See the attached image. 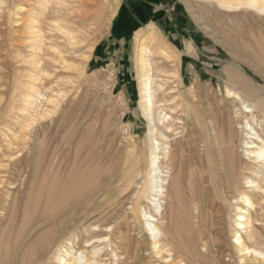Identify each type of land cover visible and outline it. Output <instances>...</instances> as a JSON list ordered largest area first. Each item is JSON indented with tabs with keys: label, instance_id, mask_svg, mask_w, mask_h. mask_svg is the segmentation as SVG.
<instances>
[{
	"label": "rangeland",
	"instance_id": "374dc122",
	"mask_svg": "<svg viewBox=\"0 0 264 264\" xmlns=\"http://www.w3.org/2000/svg\"><path fill=\"white\" fill-rule=\"evenodd\" d=\"M3 1L4 3H0V23L5 21L6 25L5 24L0 25V94H1L0 95V98H1L0 100V103H1L0 104V109H1L0 111V158L1 159L0 160L3 161V162L0 161V174L2 175V176L0 175V181H1L0 182L1 183L0 184V207H1L0 208V229H1L0 248L3 249V250L1 249V252H0V257H1L0 264H12L11 261H9L8 259L9 255L10 253L11 254L13 253V251L17 247L16 245H18V241L20 240L22 236H24V233H26L25 230H27V228L31 226V223L34 222V219H35L34 216L37 217L39 214H42L44 217H46L51 214H55L58 210L57 206H58V203H60V200L62 199L63 185L66 182V177L63 176L62 172L59 171L58 167L48 168L47 162L49 161L48 157H50L51 154L53 153L60 154L61 152L60 149H61V144H62V141L60 140H63L65 138L73 140L74 146L77 148L78 157L81 156L80 158L81 160L79 159L80 161L79 164L82 165V170L75 171L73 173V177L76 178V175H77L78 177H80L79 179H81V191L94 190V188L97 189L100 186L104 185L106 181L109 182L110 181L109 176L114 175V173H116L122 167L123 160L125 159V154H126L125 145L131 144V142H137L140 145V144H144L147 141V138H148L147 136L149 132V124H148L147 119L141 112L135 111L138 108V101H139L138 100L139 99V81H138V76L136 74V70L134 67V50L136 49L135 46L137 44L136 45L133 44L132 48L131 49L129 48L130 54H128L127 56L128 59L126 60V62L124 61L123 66L120 67L118 72H117L116 67L113 64H110V65L108 64L110 63V60L108 59L109 58L108 54H106L103 57V58H106V60H103L100 62L95 61L93 57L95 52H97L99 46H101L100 42L105 36V33L110 28L111 23L109 25V28L106 26L108 22V17L110 16V8L114 6L116 1H119V7H118V10H119L122 0H87V1L86 0L85 1L84 0L83 1L82 0H66L70 4L73 10V13L70 15L71 27L79 31L78 34L80 38L82 39V42L80 43V47H79L80 49L79 53L81 52V53L89 54L90 57L86 63L85 73L83 77H81V79L80 77H77V75L74 72L60 70L56 74H54L52 78L42 77L44 78L43 79L44 81L39 80L40 78L37 80L39 86L46 85V88H48V92H47L48 94L52 95V93L55 94L57 92L55 96L58 97V105H59L58 108L59 109H57V111L51 117L46 118L47 119L46 121L48 123L45 120L42 121L43 124L41 126H43V129L40 126H38L37 129H33L32 131L28 130V132L30 131L31 133L36 131L35 134L36 136L38 135L37 136L38 137L37 138V142H38L37 148L34 147V144L30 142V141L33 142V139L30 140L31 138H26L23 140L21 135L22 133L27 132V130H25L23 128V125H21V123L23 122L22 120L24 119V113L18 110V108L24 106L23 101H24L25 88L22 87V84H24V82L25 83L29 82V79L28 80L25 79L26 77L20 78V73L17 72V69L20 68L22 73H25V71L27 70L26 68H28V66L23 63L22 64L18 63L17 58H15L16 53L14 52H17V53L20 52L22 55L25 56V55H28L29 53H30L29 55H31L32 49L28 47V44H25V43H28L27 42L28 41L27 40L28 38L27 29H25L23 25H16V23L15 24L12 23L13 22L12 20L17 19L18 16H15L16 12L19 13V16L22 15L23 13L24 16L22 15V17L26 18L27 9L31 8L32 5L36 6L38 0H3ZM181 2L184 5L185 9L187 10L191 21H193V23L195 24V26L201 33H202V30L200 27L204 28L205 30L206 28L209 27L208 32L211 38L207 37L206 35H203L205 36L204 38L208 41V44H204V46H206L204 48V52L205 54L207 52L206 56H208V58L204 57L205 63H203V65L201 64L199 65L200 67L199 70L193 71V75L191 79L188 78L187 75H184L183 77L181 69H180L181 77L175 76L173 72L177 70L178 67L176 65V60L174 58L164 59V58H161L160 56H154L153 73L155 76H157V78L160 77V81L164 83V88H162L161 91L158 92L159 97H160L159 105L163 106V108L167 111V113L172 116V118L170 119L171 123L173 124L172 130L166 132L167 136L169 137L167 140V144H169L170 146L172 145L171 151L173 154H175V160H176V165H175L176 168L168 174L169 183L167 185L169 187L167 186L168 187L167 192L169 193V195L165 197L164 202H163V206L165 207V215L168 218L166 220L163 219L162 221L164 220L165 222L168 221V219H170L169 216H172L173 214L174 218L177 220V223H178L177 230L179 232L180 230L181 232L183 230V234L182 235L180 234L181 238L178 237L177 240L181 241L182 243H187L188 245L194 246L196 248L195 250L198 252V253H195L194 255H196L198 258L200 259L203 258L202 260L204 261H206L207 259L208 262L207 261L206 262L209 264H238V255L231 244L233 230L231 229V231H229L228 229H226L228 227L225 226L224 228L220 226L222 221H220L221 218L218 217L217 215L218 206L207 203L206 206L204 207V216L206 218L205 219L206 224L203 228L204 237L200 240L197 238L198 234L194 236V240H193V237L192 238L190 237L191 236L190 232L192 229H194V223L192 222V218H191L192 212L194 211L192 206L194 205L191 202V198L189 196L191 194L192 183L193 185L196 184L195 178L192 174L193 171L191 169L192 167H191L190 162L192 160V157L194 156L195 150L202 152V150H199V149H202L201 141H202V135H203L202 133H204V131H203V128H199V125H200L199 122L201 124L203 123L208 124L210 122V120H208L209 115L213 119L215 116L214 121L215 122L218 121L217 124H219L220 129H223L225 137H227V135L229 134L230 128L234 127L235 124L236 125L234 128H236V130L238 131L237 135L238 137H241L240 131H239L240 125L238 124L240 120L239 118L234 117L235 112L232 107L233 103L231 102L230 98H227L228 95L226 94V90H225L226 86L232 87V85L228 81L227 76H225L226 74L223 72V68L229 67L235 73L243 72V74L246 75L248 78L254 79L257 85L261 86L262 88L264 87V83H263L264 79L262 78L264 77V60H263L264 59V14H259L255 11H252L250 15V13H248L247 11L245 12V10L241 9L240 11L238 10V11L231 12V13H225L227 15L230 14L229 15L230 21L229 20L227 21L225 20V17L223 16V14H221L220 11H217L218 9L214 7V5L211 4L207 0H181ZM93 3H95L96 5H94ZM16 5H22V6L24 5V9L22 11H17L15 8ZM213 8L215 9V11L213 10ZM49 12H47L48 15L45 14L43 17H41V22H40L41 28H44L46 35L48 37L47 39H45L46 44H51L50 41L53 42L51 39L54 36V33L52 32L49 33V27H50L49 24L52 23V20L54 18L58 17V15L53 14L51 11ZM191 16H193L194 19ZM233 18L235 19L234 21H233ZM21 28L23 30H21ZM143 35H140L138 38H141ZM215 39L217 40L219 39V40L216 41ZM222 40L224 41V43ZM146 41H149V40H146ZM156 41L159 44H163V40L159 37V33H158V37L156 38ZM92 46H93V50L91 49ZM208 49L209 50L211 49V50L209 51ZM243 50L245 52H243ZM8 51H10L11 54L10 52L8 53ZM45 51L49 52L47 47H45ZM106 51H110V49H107ZM120 52L121 51L118 50L114 57L117 58L120 55ZM247 52L250 54H248ZM245 55L248 56L249 58L244 57ZM219 56H223L222 61L218 60ZM259 63L260 65H258ZM256 65L258 68L256 67ZM240 66L242 67L244 66V67L241 69ZM126 68L128 69V72H129L128 78H125L126 80L123 79L124 80L123 82H118L117 77L124 76L122 72H125ZM258 69H259V74H258ZM261 69L263 72H261ZM248 74H250L252 78L249 77ZM16 75L19 77V81L18 80L17 82L15 81L14 85H16V83H19L20 87L17 89L15 94H12L11 89L9 90V88H11V83H13V77L15 76L17 79ZM67 79H69L70 82L65 84ZM50 81H53V83L50 84L49 83ZM124 82L127 83L128 87L123 84ZM56 83H60V84H56ZM3 85L8 86V89L4 90ZM57 85H60V86H57ZM191 85L195 86L196 92L194 94L190 93V91L188 90V87ZM51 86L52 88H49ZM50 90L52 91L50 92ZM178 92H181L183 96H177ZM64 95H65V98H64ZM193 95H195V97H193ZM199 96L201 99L199 98ZM183 97L185 99L184 101L182 99ZM187 101L188 102L190 101V103L187 104ZM228 102L230 105H228ZM10 104L13 107H11ZM69 105L72 107L69 108ZM204 108L207 109L206 112ZM68 110L69 111L72 110L73 112L71 113L74 116L71 113H70L71 115H68L69 114ZM65 111L67 112V116H70L72 118L70 117L67 118L66 116V118L63 119L62 115L64 114ZM219 112L220 113L222 112L221 115L219 114ZM74 113L77 114V116L79 115V117H77ZM194 113L198 115V118L195 117ZM83 115L86 117V119L85 117H83ZM191 116L192 117L194 116L193 118L194 120L192 119ZM220 116L222 119H220ZM17 117L20 118L21 120L18 119ZM56 120H57V124L55 122ZM75 120L76 121L80 120L79 121L80 123L77 126L78 128L76 129L74 128ZM221 120H223L222 122L224 124L223 123L221 124ZM69 124L71 127L69 126ZM222 125L224 127H222ZM48 126L51 128H49ZM18 127L20 130L18 129ZM71 128H73V130ZM68 129H71L70 130L71 133H69L70 131ZM192 130H193V133H192ZM75 134H76V137H75ZM13 135L15 136L14 139H13ZM17 135H19V137ZM47 136L49 139L47 138L48 139L47 140L46 138H42V139H46L45 141L44 140L42 141L41 137H47ZM192 136H195V137H192ZM193 139L195 140V143H193L192 141ZM21 140H23L22 143H21ZM53 140H55V143H53L54 142ZM84 141H86L85 145H84ZM179 143L181 145H179ZM80 146H83V147H80ZM197 146H199V148ZM236 146H237V151L239 149V154L237 152L236 157L240 158L241 156L242 159L247 160L243 156L242 147H241L242 143H241V140H239V138H237L236 140ZM45 147L47 148V150ZM31 149L34 151H32ZM80 149L82 150V152ZM41 153L44 155H41ZM93 153H95V155H93ZM88 154L90 158L87 157ZM135 154H136V151H132L130 154V157H133ZM91 155L95 156L96 158L93 156L91 157ZM34 157L35 158L38 157V158L35 159ZM92 158L94 160H92ZM98 158H101V159H98ZM43 159H44V162H43ZM120 160L122 161V163L120 162ZM36 161L37 163L38 162L41 163V166H40L41 168L38 171L39 174L35 173V175H33L34 174L33 172H35L34 170H36L35 168ZM181 161H182V167H180ZM25 162H28V163H25ZM93 162L97 164H94ZM162 162H163V167L165 168V166H167L168 160L163 158ZM186 162H188V164ZM89 165L91 166V168H89L90 167ZM178 166L179 168H177ZM28 167H29V170L27 169ZM45 168L46 170H44ZM113 169H115V171ZM89 174H93V175H89ZM179 175L184 176V177L183 176L180 177V181L178 180ZM12 178H14L15 180ZM117 184L118 182L113 183L109 187H105L103 191L101 190L99 192L101 196L98 194L97 198L93 202L94 206H96L95 209L97 210H94V212L90 214L84 226L80 227L76 235L70 236V238L72 239V240L70 239L71 244L68 243L67 246L69 247L73 245L74 249H77V250L85 249V248L90 250L94 246L101 248L102 250L99 252L97 256V261L94 262L93 264H118L119 262H120L119 264L121 263L122 264H133V259H134L133 257L135 255L134 251L136 249V246H138V248L140 249L138 251V254L141 255L138 260L140 264H152V263L160 264L161 262L157 260V257L154 255V253L152 252V249L150 248V244H149L150 240L147 236L146 231L140 227L141 224H143L144 219L141 218L139 220L140 223H138L135 221L131 211L125 210L127 207H129L126 202H127V198L130 196L131 189L129 188L128 190L122 191L121 189H118L116 187ZM197 185H199V183ZM177 192L179 193V200H176ZM51 196L53 197L51 198ZM169 200H171L172 203L171 201L169 202ZM144 202L145 203L143 206L149 211L150 210L149 209L150 205L148 204L149 202L146 200ZM39 203L41 207L39 206ZM25 205L27 206V209L25 208ZM50 205L51 207H53V209L50 207ZM123 205H125L124 206L125 209L123 210L126 213L124 212L122 214L123 216L118 218V220L117 218L111 219L112 214H114L115 212L117 211L122 212ZM212 205L214 206V208ZM48 207H49V210H48ZM171 207L173 208L171 209ZM44 208L47 209V210L45 209L46 212L44 211ZM210 208H212L213 210H211ZM179 211L181 214L179 213ZM18 213L20 214V217L18 216L19 215ZM1 215H4L5 217L1 218ZM214 215H217V216L214 217ZM180 217H181V220H184V221L185 219H187L188 221V222L186 221L187 224L184 223V221H179ZM214 220L215 221L217 220V221L215 222ZM2 222H4V224H2ZM56 222L49 224L47 228L45 227L43 231L42 230L40 231L43 233L38 232L33 235V237L24 245V247L20 251L16 264H23L26 262H27L26 264H58L57 259L55 258L61 252L58 250L59 248H56V247L52 248L48 254H44V255L42 254V256L40 257H42V259L44 258L43 260L40 257L39 259H37L38 261L36 260L35 262L30 260V255L32 254V248H35L34 245L41 243V241L43 243L46 242V246L48 245L47 243L49 242L47 241H50L51 239V237L49 238L50 235L47 236L48 231L52 227L53 228L57 227L59 222L58 221ZM181 222H183L185 225ZM104 224H110L112 226L111 229L107 230ZM21 225H23V227ZM183 225L184 227L183 229H181ZM174 226H176V224ZM217 226L219 228H217ZM185 227H187V230ZM21 231H23L24 233ZM9 234L11 238L8 237ZM121 235L131 236L132 241H131L130 250H127L126 248V246H128L127 244H125L126 246L124 247L122 246L120 239H119V236ZM34 238H36L37 241L34 240ZM228 240H229V243H228ZM224 241L226 244L224 243ZM226 245L228 247H226ZM197 248L198 249L200 248V250H198ZM207 249H209V251L213 253L207 252ZM216 251L218 252L216 253ZM51 252L54 254V256ZM115 252L118 254V256L115 255ZM50 253L52 256L50 255ZM205 253H206V256L205 257L202 256ZM47 255L48 257L46 258ZM121 256L124 258H122ZM50 257H52V259ZM188 259L189 261L192 260L191 256Z\"/></svg>",
	"mask_w": 264,
	"mask_h": 264
},
{
	"label": "bare ground",
	"instance_id": "6f19581e",
	"mask_svg": "<svg viewBox=\"0 0 264 264\" xmlns=\"http://www.w3.org/2000/svg\"><path fill=\"white\" fill-rule=\"evenodd\" d=\"M207 1H209L211 4H213L214 7H216L218 9L217 11H220V13L223 14V16L225 17V20H227V21L229 20L230 14L227 15L225 13H231V12H235L238 10L240 11L241 9L245 10V12L247 11L248 13H250V15H251L252 11H255L259 14H264V0H207ZM0 3H4V1L0 0ZM91 4H92V2H91ZM93 4L96 5L95 3H93ZM118 7H119V1H116L114 6L110 8V16L108 17V22L106 25L108 28H109V25L111 23L112 18L117 13ZM15 8L17 11H22L24 9V5L23 6L22 5H16ZM213 10L215 11L214 8H213ZM49 11H51L55 15H58V17L54 18L52 20V23L49 24V26H50L49 27V33L50 32L54 33V36L51 39L53 42L50 41L51 44H46L45 39H47L48 37L46 35L44 28H41L40 22H41V17H43ZM72 13H73V10H72L70 4L66 0H38L36 6L32 5L31 8L27 9V13H26L27 17L26 18L22 17L23 13H22V15L19 16V13L16 12L15 16H18V17H17V19L12 20L13 21L12 23H14V24L16 23V25H23L24 28L27 29V33H28V38H27L28 41L27 42L28 43H25V44H28V47H30L32 49L31 55H29L30 53L28 54L30 57L28 55L24 56L20 52L19 53L14 52V53H16L15 58H17L18 63H20V64L23 63V64L27 65L29 68V69L26 68L27 73H26V71H25V73H22V71L19 67H18L19 69H17V72L20 73V78L26 77L25 79H27V80L29 79V82H27V83L24 82V84H22V87L25 88L24 101H23L24 106L18 108V110H20L21 112L24 113V119L22 120L23 122L21 123V125H23V128L25 130H27V132H28V130L32 131L33 129H37L38 126H40L43 129V126H41L43 124L42 121H44V120L46 121L47 120L46 118L51 117L57 111V109H59L58 108L59 107L58 97L55 96L57 92L55 94L52 93V95L48 94L47 93L48 88H46V85L39 86L37 80L39 78H40L39 80H43L44 78H52L53 75L56 74L60 70L68 71V72H70V71L74 72L77 75V77H80V79H81V77H83V75L85 73L86 63L89 60L90 55L86 54V53H81V52L79 53V51H80L79 47H80V43L82 42V39L80 38V36L78 34L79 31L77 29H74L71 27L70 15ZM191 17H193V16H191ZM5 19H6V17H5ZM193 19H194V17H193ZM234 20L235 19L233 18V21ZM4 24L6 25L5 21L0 23V25H4ZM200 28L202 30L203 35L210 37L209 32H208L209 27L206 28V30L202 27H200ZM17 30H19V29H17ZM21 30H23V29L21 28ZM210 33H211V31H210ZM139 36L140 35L138 33L137 38L135 40V43L137 45L135 44L136 49L134 50V67H135L136 74L138 76V81H139V99H138L139 101H138V108L135 111L141 112L148 121L149 132H148V136H147L148 137L147 141L144 144H140V145L137 142H131V144L125 145L126 154H125V159L123 160L122 167L121 168L119 167L120 169L119 170L117 169L118 171L116 173H114V175L109 176L110 181L109 182L106 181L104 185H102L100 187L98 186L99 188H97V189L94 188V190L81 191V179H79L80 177H78L76 175L77 173L75 174L76 178L73 177V173L75 171L82 170V165L79 164V162H80L79 159L81 158V156L78 157L77 148L74 146L73 140L68 139V138L60 140V141H62L60 154L53 153V154H51L50 157H48L49 155L47 156L49 158V161L47 162L48 168L49 167L50 168L58 167L59 171H61L63 176L66 177V182L63 185L62 199L61 200L58 199V200H60V203H58V206H57L58 210H57V212L55 210V212H56L55 214H51V215L46 216V217H44L42 214H39L37 217L34 216V218H35L34 222L31 223V226H29L27 228V230H25L26 233L21 231L24 233V236H22L20 238V240L18 241V245H16L17 247L15 248V250L13 251L12 254L10 253L9 258H8L12 264H16V261H17V258H18L20 251L22 250L24 245L33 237L34 234L40 232L41 230L43 231V229L45 227L47 228V226L49 224L54 223L56 221L59 222L57 227H54V228L52 227L48 231L47 236L50 235L49 238L51 237L50 241H47V242H49V243H47L48 245L46 246V242L43 243L42 241H41V243L34 245L35 248H32V254L30 255V260L35 262L37 259H39L40 256H42V254L43 255L48 254L52 248L56 247V248H59L58 250L61 252L56 256V258L54 257L55 259H57L58 264H93L94 262H96L97 256H98L99 252L102 250L101 248L94 246L90 250L87 248L77 250V249H74L73 245L68 247L67 244L71 242L70 236L76 235L77 231L80 229V227L84 226V224H85L87 218L90 216V214H92L94 212V210H97V209H95L96 206H94L93 202L97 198V195L99 194V192L101 190L103 191V189H105V187H109L111 184L117 183V182H118V184L116 185V187L118 189H121L122 191L128 190L129 188L131 189L130 190V196L127 198V202H126L129 207H127L125 209V207H124L125 205H123L122 212H119V211L115 212L114 214H112L111 219L117 218V220H118V218L123 216L122 214L125 212L123 209H125L127 211L130 210L131 213L133 214L135 221L138 223H140L139 220L141 218H143L144 222H143V224H141L140 227L146 231L147 236L150 240V243H149L150 248L152 249V252L154 253V255L157 257V260L161 262L160 264H193V263L194 264H209V263H207L208 262L207 259H206V261H207L206 262V261L202 260L203 258L200 259L196 255H194L195 253H198L195 250L196 248L194 246L188 245L187 243H182L181 241L177 240L178 237L181 238V235L183 234V230H182V232L180 230L181 233L177 230V224L178 223H177V220L174 218L172 213H171L172 216L168 215L170 219H168V221L165 222V220L168 217L165 215V207L163 206V202H164L165 197L169 195V193L167 192V188L169 187L167 185L169 183L168 182L169 181V178H168L169 175L168 174L176 168L175 167L176 160H175V154H173L171 151L172 145L170 146L169 144H167V140L169 137L167 136L166 132L172 130L173 124L170 121L172 116L167 113V111L163 108V106L159 105L160 97H159L158 92H160L161 89L164 88V83L162 81H160V77L157 78V76L154 75V73H153L154 66L153 65H154V56H160L161 58H164V59L174 58L176 60V65H177L178 69L175 70L173 73L175 74L176 77H181V73H180L181 72L180 71V69H181L180 68V52H179V50L175 51L174 48L171 46V44L164 41L165 39H163V44H159L156 41V38L158 37V31L153 26L151 28H149V30L141 38H138ZM223 39H225V38H223ZM146 40H149V41H146ZM190 40H186V42H185V49H184L185 54H186V52H188V53H192L196 56V49ZM215 40L218 41L219 39L218 40L215 39ZM15 41H16V39H15ZM20 41H19V43H20ZM223 43H224V41H223ZM216 44H217V42H216ZM228 46H229V44H228ZM45 47L48 48L49 52L45 51ZM91 49L93 50V46L91 47ZM175 49H176V47H175ZM9 52L10 51H8V53ZM243 52H245V51L243 50ZM10 54H11V52H10ZM206 54H207V52H206ZM248 54H250V53H248ZM219 57H218V60L222 61L223 56H219ZM244 57H248V56L245 55ZM196 61H197V59H196ZM6 64H7V62H6ZM235 65H236V63H235ZM258 65H260V63ZM243 67L240 66L241 69ZM249 67H250V65H249ZM256 67H257V65H256ZM259 69H258V74H259ZM4 70H6V69H4ZM193 70L194 69H192V71ZM253 71H255V70H253ZM223 72L226 74L225 76H227L228 81L232 85V87L225 85L226 86L225 90H226V94L228 95L227 98H230L231 102L233 103L232 107H233V110L235 112L234 117L239 118V120H240V122H238V124L240 125L239 131H240L241 137H238V135H237L238 131L236 130V128H234L236 125L235 123H234L235 124L234 127L230 128L229 134L227 135V137H225L223 129H220L219 124H217L218 121L217 122L214 121L215 116L213 119L209 115V119L208 118L207 119L210 120V122L208 124L207 123L201 124L199 122V124H200L199 128H203V131H204V133H202L203 135H202V141H201L202 142V149H199V150H202V152L195 150L194 156L192 157V160L190 162L191 167H192L191 169L193 171L192 174L195 178V183H196L194 185L192 183L191 194L189 196L191 198V202L194 205V206H192L194 211L192 212V217H191L192 222L194 223V229L191 230V232H190L191 236L190 237L191 238L193 237V240H194V236L197 234L199 235V236L197 235V238L199 240L204 237L203 228L206 224L205 223L206 218L204 216V207L206 206L207 203L216 205V206H218V209L216 207L217 215H218V217L221 218L220 221H222L220 226H222L224 228H225V226L228 227L226 229H228L229 231H231V229L233 230L232 243L231 244H232V247L234 248V250L236 251V253L238 255V264H264V87L262 88L261 86L257 85L255 83L254 79L248 78L246 75L243 74V72L239 73L237 71L238 73H235L229 67L223 68ZM261 72H263L262 69H261ZM248 75H249V77H251L250 74H248ZM42 77H44V78H42ZM262 78L264 79V77H262ZM8 80H9V78H8ZM17 80L19 81V77L17 76V79H16V77L14 76L13 77V83H11V88H9V90L11 89L12 94H15L17 89L20 87L19 83H16V85H14L15 81L17 82ZM68 82H70L69 79H67L65 84ZM49 83L52 84L53 81H50ZM56 84H60V83H56ZM65 84H64V86H65ZM57 86H60V85H57ZM49 88H52V86ZM3 89L7 90L8 86L3 85ZM54 89H55V87H54ZM58 89H59V87H58ZM188 90L190 91V93H193V94L196 92L195 86H193V85L189 86ZM51 91L52 90H50V92ZM219 91H220V89H219ZM177 96H183V95L181 92H178ZM184 97L182 98L183 101L185 100ZM193 97H195V95H193ZM64 98H65V95H64ZM199 98H200V96H199ZM0 100H1V98H0ZM2 100H4V99H2ZM15 101H16V99H15ZM198 101H199V99H198ZM221 101H222V99H221ZM12 102H14V101H12ZM189 103H190V101L189 102L187 101V104H189ZM228 105H230L229 102H228ZM10 106H11V104H10ZM11 107H13V106H11ZM70 107H72V106L69 105V108ZM10 110H12V109H10ZM202 110H203V108H202ZM206 110L207 109H205V112H206ZM213 110H215V109H213ZM0 111H1V109H0ZM66 111L62 115L63 119H65L67 116ZM71 112H73V111L70 110L68 115H71L72 114ZM61 113H62V111H61ZM82 113H81V115H82ZM221 113L219 112L220 115H221ZM214 114H215V112H214ZM75 115L77 116V114H75ZM56 117H58V116H56ZM68 117H70V116H67V118ZM77 117H79V115ZM83 117H85V116L83 115ZM195 117L198 118V115L195 114ZM70 118H72V117H70ZM193 118H194V116L192 117V119ZM18 119H20V118H18ZM85 119H86V117H85ZM220 119H222L221 116H220ZM73 120H74V118H73ZM79 121L80 120H78V121L75 120V123H74L75 129L78 128L77 126L80 123ZM222 121L223 120H221V124L223 123ZM55 122L57 124V120ZM203 122H205V121H203ZM82 123H83V121H82ZM70 124H69V126H70ZM231 124H233V123H231ZM63 127H65V126H63ZM222 127H224V126L222 125ZM49 128H51V127H49ZM83 128H84V126H83ZM107 128H109V127H107ZM18 129H19V127H18ZM71 129L73 130V128H71ZM71 129H68V130L70 131ZM74 131H76V130H74ZM20 132H22V131H20ZM27 132L22 133V135L20 134L22 136L23 140L26 138H31L30 140L33 139V142L32 141H30V142L33 143L34 147L37 148V143H38L37 142V138H38L37 136L38 135L36 136V134H35L36 131L32 132V133L30 131L28 133ZM40 133H41V131H40ZM69 133H71V131ZM192 133H193V130H192ZM199 133H201V132H199ZM47 134H48V132H47ZM54 134H55V132H54ZM64 134H66V133H64ZM66 135H68V134H66ZM17 136L19 137V135H17ZM14 137L15 136L13 135V139H14ZM62 137H63V135H62ZM75 137H76V134H75ZM192 137H195V136H192ZM42 138L47 139L48 136L47 137H41V139ZM237 138H239V140H241V143H242L241 147H242L243 156L247 160L242 159L241 156H240V158L236 157L237 152L239 154V149L237 151V146H236ZM46 139H42V141L43 140L45 141ZM55 139H56V137H55ZM23 140H21V143ZM53 141H54L53 143H55V140H53ZM192 141H193V143H195L194 139ZM50 142H52V141H50ZM85 142L86 141H84V145H85ZM196 143H197V141H196ZM15 144H16V142H15ZM49 145H50V143H49ZM179 145H181V144L179 143ZM83 146H80V147H83ZM238 146H239V144H238ZM8 147H9V145H8ZM197 147L199 148V146H197ZM11 148H12V146H11ZM94 149H96V148H94ZM174 149H176V148H174ZM46 150H47V148H46ZM32 151H34V150H32ZM132 151H136V154L133 157H130V154ZM46 152H48V151H46ZM81 152H82V150H81ZM112 152H113V150H112ZM90 153H91V151H90ZM105 153H106V151H105ZM98 154H99V152H98ZM114 154H115V152H114ZM41 155H44V154L41 153ZM93 155H95V153H93ZM93 155H91V157ZM101 155H102V153H101ZM176 155H177V153H176ZM38 156H39V154H38ZM87 157L90 158L89 154ZM93 157H95V156H93ZM37 158H35V159H37ZM163 158L168 160L167 166H165V168L163 167V162H162ZM98 159H101V158H98ZM92 160H94V159L92 158ZM121 160H120V162L122 163ZM0 161H2V160H0ZM84 161H85V159H84ZM22 162H23V160H22ZM43 162H44V159H43ZM96 162H97V160H96ZM25 163H28V162H25ZM186 163L188 164V162H186ZM83 164H84V162H83ZM94 164H97V163H94ZM3 166H5V165H3ZM40 166H41V163L40 162L37 163V161H36V165H35L36 170H34L35 172H33L34 173L33 175H35V173H38L39 169L41 168ZM180 167H182V161L180 163ZM84 168H86V167H84ZM89 168H91V166ZM177 168H179V166ZM27 169L29 170V167ZM24 170H25V168H24ZM44 170H46V168ZM49 170H48V172H49ZM113 170L115 171V169H113ZM87 171H89V170H87ZM86 173H88V172H86ZM93 174H89V175H93ZM56 175H58V174H56ZM181 176H183V175L178 176L179 181H180ZM12 179H14V178H12ZM189 182H190V180H189ZM198 183H199V185H197ZM4 185H5V183H4ZM58 188H59V186H58ZM19 189H20V187H19ZM88 189H90V188H88ZM72 190H73V192H72ZM13 194H14V192H13ZM102 194H104V193H102ZM52 197L53 196H51V198ZM49 200H50V198H49ZM54 200H55V198H54ZM145 200L149 202L148 203L150 205L149 211L143 206L145 203L144 202ZM176 200H179V193L178 192L176 193ZM170 201L171 200H169V202ZM41 203H42V201H41ZM123 203H125V202H123ZM171 203H172V201H171ZM182 203H183V201H182ZM171 205H169V206H171ZM180 205H181V203H180ZM13 206H14V204H13ZM39 206L41 207L40 203H39ZM50 207H51V205H50ZM25 208L27 209L26 205H25ZM51 208L53 209V207H51ZM99 208H101V207H99ZM172 208L173 207H171V209ZM213 208H214V206H213ZM38 209H39V207H38ZM45 209L46 208H44V211L46 212L47 209L46 210ZM210 209L213 210L212 208H210ZM9 210H11V209H9ZM48 210H49V207H48ZM166 210H168V209H166ZM21 211H20V213H21ZM179 213H180V211H179ZM35 214H36V212H35ZM217 215H214V217ZM18 216L20 217V214ZM3 217H5V216L1 215V218H3ZM163 219H165V220L162 221ZM208 219H209V217H208ZM179 221H184V220H181V217H180ZM186 221H187V219H185L184 223H186ZM174 222H175L176 226H174L175 225ZM15 223H16V221H15ZM181 223H183V222H181ZM2 224H4V222H2ZM19 225H20V223H19ZM184 225L182 226V228L181 227L180 228L183 229ZM21 226L23 227V225H21ZM104 226L106 227L107 230H110L112 227L110 224H104ZM190 226H192V225H190ZM13 227H14V225H13ZM211 227H213V226H211ZM185 228L187 230V227H185ZM217 228H219V227L217 226ZM213 229H215V228H213ZM0 231H1V229H0ZM127 231H128V229H127ZM211 231H213V230H211ZM224 232H226V231H224ZM40 233H43V232H40ZM44 234H45V232H44ZM114 234H115V232H114ZM109 236H110V234H109ZM8 237H10V234ZM41 237H42V235H41ZM226 237H228V236H226ZM3 239H4V237H3ZM119 239H120L122 246L124 247V246H126L125 244H127L128 246H126V248H127V250H130L131 241H132L131 236L121 235V236H119ZM2 240H1V242H2ZM34 240H36V238H34ZM39 240H41V239H39ZM87 242H89V241H87ZM224 243H225V241H224ZM228 243H229V240H228ZM49 244H50V246H49ZM170 244H172V245H170ZM210 246H211V244H210ZM226 247H228V246L226 245ZM206 248H207V246H206ZM1 249L2 248H0V252H1ZM230 249H232V248H230ZM139 250L140 249L138 248V246H136V249L134 251L135 255L133 257L134 258L133 264L139 263L138 260H139V257L141 256L138 254ZM198 250H200V248ZM207 252L210 253L211 251H209V249H207ZM217 252L218 251H216V253ZM51 253H50V255H51ZM206 253L203 254L202 256L205 257ZM211 253H213V252H211ZM115 255L118 256V254L116 252H115ZM25 256H26V254H25ZM53 256H54V254H53ZM190 256H191L192 260L189 261L188 258ZM20 257H21V255H20ZM47 257H48V255L46 256V258ZM40 258L42 259V257H40ZM50 258L52 259V257H50ZM122 258H124V257H122ZM142 259H141V261H142ZM229 260H231V259H229ZM26 263H23V264H26Z\"/></svg>",
	"mask_w": 264,
	"mask_h": 264
},
{
	"label": "crops",
	"instance_id": "0c3cea01",
	"mask_svg": "<svg viewBox=\"0 0 264 264\" xmlns=\"http://www.w3.org/2000/svg\"><path fill=\"white\" fill-rule=\"evenodd\" d=\"M152 26L162 40L165 39V42L171 44L175 51L179 50L183 77L187 75L191 79L193 71L199 70V65L205 63L204 57L208 58L204 52V44H208V41L191 21L181 0H122L109 30L100 42L101 46L93 56L94 60L97 62L106 60L103 57L108 54L110 60L108 64H113L118 72L128 59L129 50L136 44L134 40L137 34H145ZM186 40L193 43L196 56L188 52L185 54ZM107 49L110 51H106ZM118 50L121 51L120 55L115 58ZM122 73L124 76L117 77L118 82L128 78L127 68ZM123 84L128 87L126 82Z\"/></svg>",
	"mask_w": 264,
	"mask_h": 264
}]
</instances>
